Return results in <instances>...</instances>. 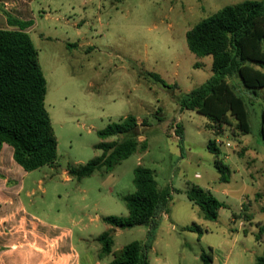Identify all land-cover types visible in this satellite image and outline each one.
<instances>
[{
    "label": "rangeland",
    "instance_id": "rangeland-1",
    "mask_svg": "<svg viewBox=\"0 0 264 264\" xmlns=\"http://www.w3.org/2000/svg\"><path fill=\"white\" fill-rule=\"evenodd\" d=\"M25 1L32 3L31 37L47 81L46 108L58 147L52 166L19 179L20 201L30 216L58 228L52 244L56 237L61 244L71 241L80 264H109L115 252L134 242L148 244L150 264H204V254L212 257V264H254L264 251V236L259 242L255 239L264 225V91L256 97L237 86L251 112L249 135H243L233 120L213 130L205 116L182 110L179 104L183 94L213 75L212 58H199L189 50L187 32L222 8L246 0ZM76 22L83 25L77 28ZM62 41L81 44L68 48ZM147 73L159 75L175 89L163 87ZM128 116L137 118L139 141L147 140L148 149L112 172L102 169L80 181L73 178L71 167L85 166L102 155L96 148L100 143L121 139H101L98 132ZM212 140L220 149V161L230 168L229 183H221L215 167L218 157L208 150ZM139 166L153 170L158 189L171 193L168 205L154 229H114L112 254L101 259L98 238L112 228L102 219L129 217L124 197L136 192L134 172ZM193 186L209 190L225 204L217 221L206 220L188 200L186 191ZM231 186L229 194L223 193ZM12 192L7 195L11 201ZM14 207L0 214L11 215ZM13 220L16 227L9 221V229L1 232L5 237L29 224L28 236L50 240L25 212ZM194 224L202 234L186 230ZM63 230L72 236L62 235ZM49 249L15 247L5 256H13L9 264H26L18 263L26 253L43 256ZM51 250V260L63 264L62 252Z\"/></svg>",
    "mask_w": 264,
    "mask_h": 264
},
{
    "label": "trees",
    "instance_id": "trees-1",
    "mask_svg": "<svg viewBox=\"0 0 264 264\" xmlns=\"http://www.w3.org/2000/svg\"><path fill=\"white\" fill-rule=\"evenodd\" d=\"M30 23H19L17 30L0 29V153L5 144L14 149V160L25 172H34L52 166L57 160L58 142L46 108L47 81L39 53L26 32ZM189 50L199 58H212L213 75L202 85L179 99L181 109L196 111L205 116L209 127L222 130L233 120L243 135L251 134L250 115L246 96L237 86L256 97L264 91V0H246L226 6L195 25L186 34ZM156 83L175 89L157 74L147 73ZM237 81V85L234 83ZM261 135L264 140V107L261 113ZM140 125L134 116L120 123L110 124L98 132L101 139L121 137L120 140L100 143L96 148L103 153L85 166L71 167L70 175L78 181L96 171L114 168L136 152L148 149L147 140L140 142ZM182 134V132H180ZM208 150L218 159L215 167L221 183H229L230 168L224 165L215 140ZM136 192L124 197L129 211L127 219L104 217L102 221L112 228L98 238L100 258L112 254L114 229L139 226L156 227L158 216L167 207L171 193L160 191L154 171L139 166L134 172ZM190 202L198 206L204 218L217 221L219 210L225 204L202 187L186 191ZM252 220V219H251ZM187 231L203 230L196 224ZM264 236V225L259 226L255 239ZM148 244L131 243L113 254L109 264H150ZM204 264H212L210 255H202ZM254 264H264V251Z\"/></svg>",
    "mask_w": 264,
    "mask_h": 264
},
{
    "label": "crops",
    "instance_id": "crops-1",
    "mask_svg": "<svg viewBox=\"0 0 264 264\" xmlns=\"http://www.w3.org/2000/svg\"><path fill=\"white\" fill-rule=\"evenodd\" d=\"M23 0H0V29H7V30H17L18 27L17 25L19 23H33V9H32V3L27 2L26 5L22 3ZM12 2H14L12 4ZM12 4L11 9H8L6 7L7 4ZM69 22V21H67ZM83 23H74V26L77 28H80ZM86 25V23H84ZM33 25H29V27L26 29V32L31 36V31L33 30ZM32 29V30H31ZM78 35H81V32L78 33ZM32 38V37H31ZM33 41V40H32ZM62 43H65L66 46H70L72 44H81V43H69L67 41H62ZM69 48V47H68ZM139 123V122H138ZM140 125V124H139ZM27 173L24 171V169L19 166L15 160H14V149L5 144L2 148V151L0 153V211L2 209L8 210L9 207L12 205H15L14 207L16 209V212L12 213L11 215H2L0 214V264H9L11 261H13V256H5L7 253L10 252L9 249L15 248V247H20V248H25L31 247V249L35 250H43L47 251L46 247L48 249H52L51 251H54L57 254V251H61L64 258L65 262L63 264H80V255L78 252L73 248L72 242H68L67 244H64L59 242V239L54 238L55 244H52L51 242V237L57 236L56 232L58 228H50L46 224L40 222L38 219L35 217H32L28 214L26 211L25 207L20 201V195L22 191L21 183H20V178L23 177V175ZM199 176V175H196ZM233 189V186H231L228 189H223V193L229 194L231 190ZM12 190L14 196V199L12 201L10 198L7 196L9 195V191ZM25 212V214L30 217L35 223H38L39 227V232L41 230L44 231L43 234H47L49 236L48 241H46L44 238H39V239H34L31 236H28L26 234V228H29V224H26L24 226L21 225L22 228H25L23 230H17L15 233H9L7 234L6 237L1 233L3 228H8L9 229V221L10 225L11 223L14 222L13 219H16V214H22ZM4 216V217H2ZM23 218H21L20 222H23ZM16 225H12L11 228H15ZM111 229V228H110ZM11 230V229H10ZM30 230V229H29ZM62 235H66L67 237L70 235L72 236L71 231H64L63 230ZM42 241L44 243H42ZM45 245V246H44ZM37 246V248H36ZM45 249V250H44ZM50 249L48 250V254H45L43 256L38 255L36 253H32L30 256L29 254L23 255L21 260H19L18 263L22 262H29L31 264H56V262H53L51 259L53 258L52 255L50 254ZM17 258V257H15ZM31 258V260L29 259ZM48 259V260H47ZM17 263V261H15Z\"/></svg>",
    "mask_w": 264,
    "mask_h": 264
},
{
    "label": "built area",
    "instance_id": "built-area-1",
    "mask_svg": "<svg viewBox=\"0 0 264 264\" xmlns=\"http://www.w3.org/2000/svg\"><path fill=\"white\" fill-rule=\"evenodd\" d=\"M13 3H14V2H12V4H13ZM22 3L24 4V3H26V1L23 0ZM12 4H9V3H8V4L6 5V7H7L8 9H11ZM219 142H221V143L224 144V142H222L221 140H219ZM219 142L217 141V143H219ZM225 146H226L227 148H231V147H232V144H231L230 142H226V143H225Z\"/></svg>",
    "mask_w": 264,
    "mask_h": 264
}]
</instances>
